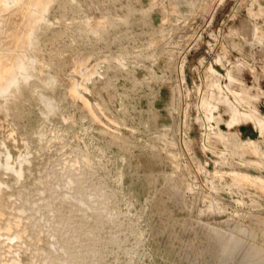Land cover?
<instances>
[{
	"label": "rangeland",
	"instance_id": "rangeland-1",
	"mask_svg": "<svg viewBox=\"0 0 264 264\" xmlns=\"http://www.w3.org/2000/svg\"><path fill=\"white\" fill-rule=\"evenodd\" d=\"M0 71V264H264V0H0Z\"/></svg>",
	"mask_w": 264,
	"mask_h": 264
},
{
	"label": "crops",
	"instance_id": "crops-1",
	"mask_svg": "<svg viewBox=\"0 0 264 264\" xmlns=\"http://www.w3.org/2000/svg\"><path fill=\"white\" fill-rule=\"evenodd\" d=\"M189 2L190 1H186V3L189 5ZM153 6V3L152 2H150L147 6H143L144 8H146L147 9V11H148V13H149V10H150V8ZM147 13V14H148ZM258 32H263V31H258ZM257 31H256V33H258ZM240 247H239V244L238 243H236L235 245H234V247H233V250H234V252L235 251H237V249H239ZM242 258V257H241Z\"/></svg>",
	"mask_w": 264,
	"mask_h": 264
},
{
	"label": "bare ground",
	"instance_id": "bare-ground-1",
	"mask_svg": "<svg viewBox=\"0 0 264 264\" xmlns=\"http://www.w3.org/2000/svg\"><path fill=\"white\" fill-rule=\"evenodd\" d=\"M8 36H9V35H8ZM11 39H12V38H11ZM7 40H8V39H7ZM7 64H8V63H7ZM4 65H6V64H4ZM2 67H3V65H2ZM4 67H5V66H4ZM4 67H3V68H4ZM4 69H5V68H4ZM1 70H2V69H1ZM7 71H8V70H7ZM0 72H1V71H0ZM4 72H5V71H3V73H2L3 75L5 74ZM0 76H2V75H0ZM2 77H3V76H2ZM103 131H104V130H102V132H103ZM15 149H16V148H15ZM118 155L121 157V156L123 155V151H121ZM114 263H115V262H114Z\"/></svg>",
	"mask_w": 264,
	"mask_h": 264
}]
</instances>
